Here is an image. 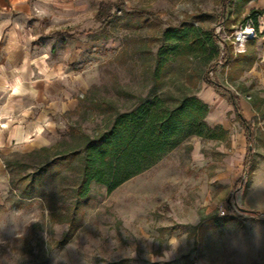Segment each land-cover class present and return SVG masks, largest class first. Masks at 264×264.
Listing matches in <instances>:
<instances>
[{
    "label": "rangeland",
    "instance_id": "1",
    "mask_svg": "<svg viewBox=\"0 0 264 264\" xmlns=\"http://www.w3.org/2000/svg\"><path fill=\"white\" fill-rule=\"evenodd\" d=\"M100 3H123L155 14L159 21L116 12L100 30L94 19ZM251 10L261 13L253 22L256 62L249 71L221 65L219 55L212 70V63L203 66L194 60V81L184 88L175 66L165 78L153 79L156 50L167 25L199 14L203 30L217 31L224 15L221 25L234 33L248 27L245 18ZM224 33L219 36L231 40ZM239 49L249 48L243 44ZM232 52L237 54L234 48ZM6 56L18 61L28 79L19 87L44 80L77 106L59 119L51 117L60 122L61 132L47 136L48 152L34 154L39 148L19 146L0 156L3 165L10 163L6 188L0 189V264H264V0H0V64ZM207 71L220 86L215 92L222 99L226 138L191 137L111 192L92 186L71 239L60 245L67 231L61 218L73 201L74 185L70 167L60 160L79 146L65 130L75 127L92 137L105 129L109 110L129 111L140 100L161 99L173 107L193 82L199 91ZM227 92L249 122V155ZM245 159L253 166L248 180ZM47 162L53 165L43 170L29 199L19 196L22 184L10 190V178L15 182Z\"/></svg>",
    "mask_w": 264,
    "mask_h": 264
},
{
    "label": "trees",
    "instance_id": "2",
    "mask_svg": "<svg viewBox=\"0 0 264 264\" xmlns=\"http://www.w3.org/2000/svg\"><path fill=\"white\" fill-rule=\"evenodd\" d=\"M237 1L248 3L252 0ZM222 8L225 13L226 4H223ZM116 12L125 15L145 14L159 21L157 15L140 9H128L123 3H100L94 14L95 21L100 24V30H103L114 19ZM260 13V11H250L249 16L245 18L249 22L248 27L254 30L253 22L255 24ZM223 19L224 15H221L219 17L221 29L219 33H216L214 29L203 30L199 26L202 20L199 14H192L175 26L167 25L162 31V43L156 50L153 79L158 81L159 78L160 80L165 78L167 71L175 66L183 77L181 87L184 88L186 84L194 81V70L191 68L194 60H200L203 66L212 63L210 65L212 70L217 65V62H213V60L219 55L222 59L221 65H228L231 69L241 67L239 73L249 71L256 62L255 41L254 39L246 41L244 45L249 49L233 56L235 32L233 33L226 26L229 21L224 23L226 30L223 28L221 25ZM225 31L226 39L231 40L225 41L219 36L225 34ZM56 35L65 36L60 33H56ZM208 73V71L205 72L199 82L215 91L220 86L209 78ZM197 93V84L193 82L192 90L184 89L182 96L176 100L173 107L165 106L161 99H154L153 101L140 100L129 111L120 112L111 109L105 129L97 131L92 137L75 127H68L65 130V134L71 140L78 141L79 146L64 153L60 160L70 167L74 176V185L70 196L73 201L67 206L65 216L61 218V221L67 224V231L63 234L60 245H65L71 239L77 225L75 223L79 210L90 200L92 186H101L111 192L124 182L153 167L191 137L210 141H223L226 138L225 130L221 127H211L206 123L209 109L196 97ZM234 99L228 93V105L232 107L237 122L245 131L249 155L251 144L249 122L244 120ZM48 151L47 148H40L34 154ZM50 165H53L52 162H47L42 169L21 176L15 182L10 178V190H15L17 184H22L19 196L29 199L32 189L40 184L43 170ZM4 166L9 171L10 163L4 162ZM244 167V179L248 180L253 166H250L249 161L245 159ZM8 174L10 175V172ZM245 213L258 215L254 212ZM114 264H127V261L122 260Z\"/></svg>",
    "mask_w": 264,
    "mask_h": 264
},
{
    "label": "crops",
    "instance_id": "3",
    "mask_svg": "<svg viewBox=\"0 0 264 264\" xmlns=\"http://www.w3.org/2000/svg\"><path fill=\"white\" fill-rule=\"evenodd\" d=\"M13 61L6 56L4 64H0V156L8 155L19 146L44 148L48 143L47 136H57L61 132L60 122H54L51 117L59 119V115L77 106L73 99L64 101L45 85L44 80H40V84L31 81L25 87H19L26 75L20 71L18 61ZM197 97L208 106L206 123L226 131V126L220 120L222 99L214 89L202 85ZM6 176L5 167L0 161V189L6 188ZM195 264L207 263L201 260Z\"/></svg>",
    "mask_w": 264,
    "mask_h": 264
},
{
    "label": "built area",
    "instance_id": "4",
    "mask_svg": "<svg viewBox=\"0 0 264 264\" xmlns=\"http://www.w3.org/2000/svg\"><path fill=\"white\" fill-rule=\"evenodd\" d=\"M219 31L220 29L217 30L216 33H218ZM254 37H255V32L250 27L236 31L234 33V42H233L234 52L235 53L243 52V50H240L239 48H241L246 41L254 39ZM224 213L225 212L223 210H220L219 215L223 216Z\"/></svg>",
    "mask_w": 264,
    "mask_h": 264
},
{
    "label": "water",
    "instance_id": "5",
    "mask_svg": "<svg viewBox=\"0 0 264 264\" xmlns=\"http://www.w3.org/2000/svg\"><path fill=\"white\" fill-rule=\"evenodd\" d=\"M249 150H250V146H249Z\"/></svg>",
    "mask_w": 264,
    "mask_h": 264
}]
</instances>
